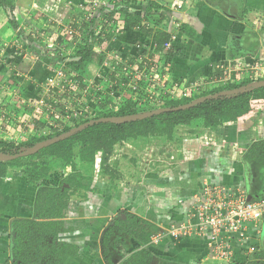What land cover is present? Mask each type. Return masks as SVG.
I'll return each mask as SVG.
<instances>
[{
  "label": "crops",
  "instance_id": "crops-1",
  "mask_svg": "<svg viewBox=\"0 0 264 264\" xmlns=\"http://www.w3.org/2000/svg\"><path fill=\"white\" fill-rule=\"evenodd\" d=\"M93 1L11 0L16 28L10 26L8 14L0 6L1 140L22 142L49 130L55 123L45 112L33 119L36 115L26 110V99L51 76L48 63L36 62L28 54L33 49L25 45L26 35L47 29L50 21L62 18L66 21L73 11L78 13L83 5ZM179 2L181 6L174 8ZM152 3L162 12L158 11L148 23L137 14L125 16L114 34L104 32L98 36L91 46L90 60L80 69L67 65L83 79L79 90L88 84L93 87L96 80H113L116 74L104 66L107 59L121 58L123 61L117 69H122L124 64L140 69L155 67L160 72L166 69L167 79L218 81L216 88L231 84L227 76L234 84L250 80L253 65L264 68V0H157ZM136 44H142V48L135 50ZM76 59L74 55L70 61ZM12 79L18 80L16 88L23 104H17L9 96V87L15 84ZM211 88L207 86L205 91ZM98 96L86 97L92 110L90 119L107 109ZM20 118H28V123L23 124ZM237 125L219 130L228 139L223 152L219 149L222 158L214 152L217 147L205 143L204 133L190 127L189 137L182 138L183 134L176 138H180V143L185 141L183 150L190 152L191 158L175 165L169 173L147 176L130 185L121 179L113 180L112 192L104 179L84 180L86 198L77 206L72 198L67 200L64 223L56 236L58 243L77 247L76 255L68 257L64 264H106L100 252L101 239L120 211L146 222L153 230H148L150 238L146 244H139L126 233L114 232L109 246L112 264H264V222L233 234V238L223 236L220 253L227 256L222 257L211 256L214 243L209 236L195 231L181 235L174 225L190 209L195 191L205 183L225 187L243 185L253 195L264 193L262 173L254 170L253 164L239 160L233 149V146L244 149L264 138V113L246 128L240 130ZM117 162L118 159L114 160L113 166L123 163ZM63 178L54 172L43 183L56 186ZM35 194L36 186L28 185L22 169L8 167L6 176L0 177V264H21L13 252L14 222L33 218Z\"/></svg>",
  "mask_w": 264,
  "mask_h": 264
},
{
  "label": "built area",
  "instance_id": "built-area-1",
  "mask_svg": "<svg viewBox=\"0 0 264 264\" xmlns=\"http://www.w3.org/2000/svg\"><path fill=\"white\" fill-rule=\"evenodd\" d=\"M156 1L94 0L83 5L80 12L73 11L66 21L64 18L50 21L47 29L44 27L41 32L26 35L25 45L32 47L33 52L28 54L33 60L52 64L51 76L34 90L33 97L27 100V105L25 104L33 114L48 113L55 122L49 130H43L40 135L65 132L76 125L75 120L90 119L92 110L86 98L89 95L100 94L98 100L105 102L107 107L104 111L111 112L117 111L128 102L136 104L137 108L159 107L167 100H182L198 95L205 91L207 86H212L209 90L217 87L218 81L199 83L191 80L167 79L166 69L160 72L155 67L140 69L124 64L122 69H117V65L119 67L123 61L117 58L115 61L107 59L104 63L106 68L116 74L112 81L96 80L98 82L94 81L93 87L88 84L83 90H79L80 85L84 84L83 79L67 66L75 52L87 44L92 46L98 36L103 35L104 32L114 34L118 31L124 21L125 13L137 14L148 23L158 12L153 10L148 12L147 8L150 3ZM180 6L179 2L174 8ZM141 45L136 44L134 49H141ZM251 71L254 72L251 79L264 78V68L260 65H253ZM16 79H12L15 84L9 87V96L11 99L14 97L18 104L23 99L17 92ZM226 80L231 84L235 83L229 76ZM22 123L27 124L28 121L22 119ZM126 148H128L127 144L123 141L118 142L114 153L121 157ZM195 199H199V204L193 207L185 218L189 223L181 219L175 224V228L181 235L198 230L207 233L215 244V249L219 248L223 236L233 238V234L256 228L264 222V193L253 195L243 185L225 187L204 184Z\"/></svg>",
  "mask_w": 264,
  "mask_h": 264
},
{
  "label": "trees",
  "instance_id": "trees-1",
  "mask_svg": "<svg viewBox=\"0 0 264 264\" xmlns=\"http://www.w3.org/2000/svg\"><path fill=\"white\" fill-rule=\"evenodd\" d=\"M0 6L3 7L8 14L10 26L12 28H16V23L14 22L12 14L13 5L11 0H0ZM147 10L148 12L152 10L154 12H158L159 6H157V4L150 3ZM125 16L127 17L129 15L125 13ZM90 56L91 46L90 44H87L75 53V57L78 59L69 61L67 65L69 67L73 66L74 69H80L84 63L90 60ZM256 81L246 80L238 84L220 86L209 91H203L200 94L192 96L188 99L167 100L163 103V105L153 107L151 111L161 108L179 107L189 104L200 97L235 90ZM259 107H264V87L250 88L245 93H237L232 96L224 95L215 100H208L204 103L197 104L187 110L164 113L141 121L121 125L109 123L96 124L87 127L68 139L42 149L36 155L6 163L0 162V177H4L7 174L8 167L19 165L23 160L27 162L34 160L23 169V174L27 179L28 185L36 186V194L32 211L33 218L30 220L15 221V229L23 224L32 225L38 230L39 234L50 237V242L52 243V246L54 245V251L51 252L46 247L42 248L43 253L51 256L48 264H64L68 257L75 256L77 252L76 246L66 243H58L56 237L61 230L64 223L63 219L66 216V193L74 185L77 187H83L82 189H84L83 181L86 179L83 178L81 173L72 168V173H70L71 176H69L70 178L68 176L63 178L56 186L45 185L43 181L49 177L54 169L58 168L57 164L55 165L53 162L56 160L64 161L65 165L70 164L73 166L74 164L69 162L72 161L71 155L74 152L73 149L75 146H79L81 154L85 153L90 157H93L95 153L99 151L106 152L108 155L110 154V147L120 141H124L125 139L132 137L133 135L141 138H146L152 135H164V137L169 138L173 133L174 128L178 126L192 125V123L196 120L202 121V126L205 128H215L221 123L235 122L246 115L251 116L254 110ZM117 111L118 112L116 113L105 111L98 112L94 119L118 116L126 117L145 112L143 109H139V107L137 108L136 104L131 102L125 103ZM256 118H258V116H256ZM88 121H90V119L81 121L73 127ZM61 133L63 132H56L53 135L42 137L32 136L22 142L0 139V152L6 154L17 153L25 148L34 146L36 143L58 136ZM39 159L41 160L38 161ZM91 160L92 158H86V161ZM106 160L107 159H104V161ZM64 185H68V187L66 188ZM117 215L118 216L114 219L112 225L104 232L101 239V253L105 258L106 264H111V261L107 257V253L109 251L110 240L114 232L126 233L127 235L133 237L139 244H146L149 242L150 238L148 230H153L152 226L148 227L146 222L140 221L137 217L127 213L126 211H120ZM27 258V253H25L22 255L20 260H27Z\"/></svg>",
  "mask_w": 264,
  "mask_h": 264
},
{
  "label": "rangeland",
  "instance_id": "rangeland-1",
  "mask_svg": "<svg viewBox=\"0 0 264 264\" xmlns=\"http://www.w3.org/2000/svg\"><path fill=\"white\" fill-rule=\"evenodd\" d=\"M45 63L48 62L45 61ZM51 65L52 64L48 63L47 66L50 67ZM105 75L107 76L108 74ZM263 79L264 78L250 79V80L256 81ZM44 81L42 83H44ZM33 94L34 93L31 94L29 99L33 97ZM139 109H143L145 112H149L153 108L139 107ZM26 110L29 111L30 109L26 108ZM111 112L116 113L118 111H111ZM263 113H264V107H259L254 110L251 116L246 115L236 120L235 122H224L215 128H211V127L205 128L202 126V121L196 120L192 123V125H189L186 128H181L182 130L186 129V132L182 131L179 128L180 126L174 128L173 133L170 135L169 138L164 137V135H160V136L152 135L146 138L136 137L133 135L132 137L127 138L123 141L129 147L124 150V153L123 155H121V158L114 153L116 144L110 147V154L107 155L106 152L99 151L95 153L93 157H90L85 153L81 154V149L79 148V146H75V148L73 149L74 152L71 155L72 161L69 162L71 164L73 163L74 165L73 166H71L70 164L65 165L64 161L56 160L53 163H55V165L57 164L59 169L57 168L58 169L57 171H55L56 169H54L52 173L56 172V174H60L62 178L63 177L65 178L67 176L68 177L71 176V174L69 175V173H72L71 169L73 168L74 170L81 173L84 179L91 178L93 180H100V181L101 179L106 180L107 182L106 184L111 187V192H112L113 188L115 187L113 180L118 181L119 179H121L122 181L128 183L129 185L131 182H135L137 184L147 176H151V175L156 176L157 174L160 175L164 172L169 173L170 170L174 169L175 165H177L182 161H185L186 159L188 160L189 158H191V156L189 157L190 152L185 153V151L183 150L185 141L180 143V138L179 137L176 138L177 136H183V134H185L184 135L185 137L182 138L189 137L188 135H190L189 133L191 131H187L189 130L188 128L192 127L193 130L197 129L200 130L202 133H204L202 136L206 137L205 141L207 142L205 143L211 144V146L213 145V147H217V150L214 152L218 153L217 155H220L225 149V146L228 145V143H226L228 142L227 141L228 139L226 137L227 134L225 132H220L219 131L220 128H225L231 126L232 124H236V125L238 124L239 126L237 125V127H239V129L246 128V126H249L254 122V119L255 120L258 119L256 118V116L259 117ZM29 114H31V112H29ZM41 115H42L41 113H38L33 119H38V116ZM47 115L49 116L48 113ZM27 119L28 118H26L25 120ZM79 122H81L80 119L74 121V123L76 124ZM214 135H217L218 137ZM42 136H43L42 134L38 135V137H42ZM121 142L122 141H120V143ZM220 148H222L221 149L222 152L221 150L219 151ZM233 149L235 150V155L239 156L238 159L239 160L241 159L242 162L244 160L246 163L248 162L253 164L255 167L254 170H257L258 173H262V179L264 180V138L257 139L256 141L247 145L244 149L241 148L239 149V147L236 148L235 146H233ZM207 150L212 151V149H207ZM222 157L223 156L220 155V158ZM86 158H92V160L86 161ZM104 159L107 160L104 161ZM114 159L115 161H117L118 159L117 164L123 162L121 163L123 166L122 165L113 166ZM40 160L41 159H39L38 161ZM30 162L23 160L19 165L10 166L9 168H18L23 170ZM121 168L122 170H120ZM250 183H254L253 180H251ZM82 188L83 187H77L75 185L72 186L71 189L66 193L65 198H67V200H70V198H72L73 203H75L76 206L79 205V203H82L83 200H85L86 198V191ZM201 188L202 185L197 191H195L193 196L194 199L190 209L182 213L180 219L177 220L174 223V225L177 222H179L181 219H183L186 223H189L188 222L189 220L185 218L187 217V215L190 214L193 207L199 204V199L196 200L195 196L196 195L198 196V191ZM15 227L16 226L14 225V229ZM197 232L199 235L208 236L207 233H202L199 230ZM50 241H51L50 237H46L39 234L38 230L34 226L27 224L20 225L17 227V229L14 230V244H13L14 256L17 261L21 262V264H48L50 261L49 259H51V256L43 253L42 248L46 247L51 252H53L54 245L52 246V243ZM221 241L224 242L223 240ZM222 246L224 245H219V248L215 249V244H214L212 246L213 252H211V256L213 257H222L223 255L227 256V254L220 253V251H222ZM25 253H27L28 258L27 260L23 259L21 261L20 258ZM111 256L112 254H110V252L108 251L107 253L108 259H110Z\"/></svg>",
  "mask_w": 264,
  "mask_h": 264
},
{
  "label": "water",
  "instance_id": "water-1",
  "mask_svg": "<svg viewBox=\"0 0 264 264\" xmlns=\"http://www.w3.org/2000/svg\"><path fill=\"white\" fill-rule=\"evenodd\" d=\"M260 87H264V80H260V81L250 83L246 86L240 87V88L235 89V90L224 91V92L216 93L214 95H207L204 97H200V98L192 101L189 104H185V105L175 107V108H161V109H157V110H153V111H149V112H144V113H139V114H134V115L126 116V117L118 116V117H105V118H99V119H91L88 122L82 123L76 127H73L71 129L59 134L58 136H55V137H52L50 139H46L44 141L36 143L34 146L25 148V149H23L17 153L6 154V153L0 152V162L6 163V162H11V161H14L17 159L26 158V157L36 155L42 149L47 148L48 146L56 144V143L63 141L65 139H68L71 136L75 135L76 133L86 129L87 127H90V126H93L96 124H107V123H109V124L121 125V124H127V123H131V122L141 121V120L151 118L153 116H158V115H161L164 113L187 110V109H190L197 104L204 103L208 100H215V99H217L221 96H224V95L225 96H232V95H235L237 93H245L250 88H260Z\"/></svg>",
  "mask_w": 264,
  "mask_h": 264
}]
</instances>
